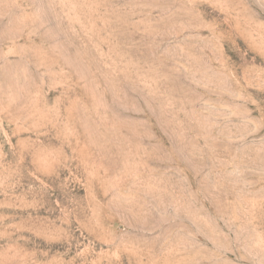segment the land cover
<instances>
[{
    "label": "rangeland",
    "instance_id": "1",
    "mask_svg": "<svg viewBox=\"0 0 264 264\" xmlns=\"http://www.w3.org/2000/svg\"><path fill=\"white\" fill-rule=\"evenodd\" d=\"M0 264H264V0H0Z\"/></svg>",
    "mask_w": 264,
    "mask_h": 264
}]
</instances>
